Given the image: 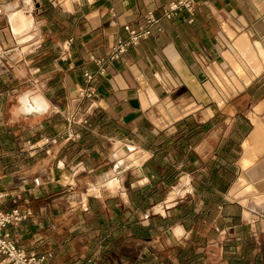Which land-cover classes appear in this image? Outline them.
Returning a JSON list of instances; mask_svg holds the SVG:
<instances>
[{
    "label": "crops",
    "instance_id": "1",
    "mask_svg": "<svg viewBox=\"0 0 264 264\" xmlns=\"http://www.w3.org/2000/svg\"><path fill=\"white\" fill-rule=\"evenodd\" d=\"M171 1L0 0V13L2 9L9 24L10 13L19 11H25L34 24L26 47H8L0 41L2 46L6 44L0 51L11 52L12 59L9 73L0 77V82L10 85L0 91V191L6 194L0 210L13 205L21 210L31 207L32 214L26 220L7 226L5 231L26 251L50 254L45 264H82L93 255L103 264L101 249L112 245L110 239L114 240L118 232H102L90 199L104 209L108 207L106 200L112 198L116 199L114 207L131 212L125 214L130 215L128 222L138 219L144 223L148 215L159 216L162 220L157 223L155 237L171 228L172 240L187 234V241L204 242L205 257H242L241 230L237 236L223 234L232 227H242L244 217L243 196L236 198L239 202L228 198L240 176L242 142L253 129L250 116L241 109L244 104H264V70L254 74L257 60L249 56L256 43L264 49V0H198L192 22L185 13L161 20L162 31L154 28L148 39L107 64L103 75L97 74V65L91 59L106 56L116 40L126 38L125 24H142L150 12L159 16ZM222 21L235 29L230 23L233 21L243 30L235 36L233 47L221 55L220 37H225ZM222 27L234 37L227 23ZM235 53L249 62L246 65L251 74L245 73L249 82L231 105H224L231 112L233 108L227 114L215 102H209L210 94L202 89L207 77L204 66L213 63V68H223L222 64L227 67L226 58L235 70H243L232 61ZM86 71L94 75L89 84L84 77ZM210 73L215 76L214 71ZM87 86L94 90L95 97L80 99L78 90ZM23 87L15 110H8V90ZM25 95L32 101L28 106L32 110L22 114ZM37 98L40 106L34 103ZM182 105L186 106L183 111L188 110L184 114L189 115L172 121L166 113L163 124L154 121L156 110L172 106L177 116ZM65 110L75 112L78 118L86 116L89 127L74 124L69 130ZM68 131L79 137L68 138ZM108 142L111 146L107 149ZM130 144L136 148L134 155L122 149ZM107 154L115 164L98 174ZM131 168L138 170L127 173ZM90 176L95 178L91 180ZM124 176L138 177L126 188ZM106 178L117 181L111 186L101 185ZM141 179L144 183H139ZM179 180H186L188 188L175 201L168 192L177 187ZM119 185L121 192H114ZM77 188L85 190L77 198L74 193L70 195L71 208L78 201L92 220H80L56 232V217L65 206L64 196ZM136 190L158 197L156 203L145 202L152 205L140 210L130 200ZM104 191L113 194L99 198ZM166 196L169 207L163 212ZM186 206L191 208L189 214ZM158 207L160 210L152 213ZM233 216H239L240 221H233ZM177 228H181L178 235ZM247 228L251 230L250 225ZM74 229L80 234H96L79 237ZM102 236L107 238L105 248L99 247ZM119 236L134 237L130 232ZM252 245L251 260L257 256V261L264 263V243L253 241ZM203 264H208L207 259Z\"/></svg>",
    "mask_w": 264,
    "mask_h": 264
},
{
    "label": "rangeland",
    "instance_id": "2",
    "mask_svg": "<svg viewBox=\"0 0 264 264\" xmlns=\"http://www.w3.org/2000/svg\"><path fill=\"white\" fill-rule=\"evenodd\" d=\"M24 9H26V6ZM24 9H23V11H24ZM14 13H16V12H12V13H10V15L14 14ZM0 14H2L0 16V41L2 40V42H6L8 44V47H20V48H21V46L26 47L28 44L20 43V39L15 34V32L12 31V29H11L13 23L9 24V21L6 19L5 15L3 14L2 9H1ZM10 15H9V17H10ZM240 26H241V24H240ZM33 27H34V24L31 21V27L28 30V32L26 33L28 35V38H30L33 34V32H32ZM242 27H245V26L242 25ZM239 35L240 34H238L237 36H239ZM236 37L233 40L234 42L236 40ZM254 38H252V39H254ZM220 41L227 42V39L222 36V37H220ZM234 42H233V44H234ZM15 43H16V46H15ZM0 47L2 48V50H4V47H6V44H4V46H2L0 44ZM231 47H233V46H231ZM0 55L3 57V58H1V63H0V77H4V76H7L6 74L9 73V64H10V61L12 60L10 58L11 52L10 53H3L2 51H0ZM225 60H226L227 67H224V64H222V67L224 69L221 68L220 66L219 67L215 66V68H213V67L210 68L209 72H206V74H208V78H206V80H204V81H207V80L212 81V84L210 86H207V87L205 86L206 89L209 88V93H207V94H210V96L212 98V99H208L209 102H215L214 104L216 105L217 108H220L222 111L226 112L227 114H231L233 112L232 106H231V109H232V112H231L229 109L225 108L224 105H226V104L231 105V103H232L231 101L238 95V93L244 88V86H247L249 81L246 79L247 78L246 74L250 75L251 72H250V68L248 66L249 62L246 60V62L248 64V65H246V62L243 61L242 58L236 53L234 54V59L232 61H236L238 64H240L243 67V70L239 69L238 67H237L238 69L235 70L233 67V63L231 61H228L226 58H225ZM211 71H214L215 76L211 75V73H210ZM262 71H260V73ZM239 72H240V75H239ZM241 80H243L244 83L241 82ZM6 84H7L6 82L5 83L0 82V91H3V90L10 87V85H6ZM24 90H25L24 87L19 88V89H14V90H8V93H9V96H7V98H8V100H7L8 101V110H11V109L15 110V108L17 106V102H18L17 95L19 93H21V91H24ZM262 99H264V95H263ZM22 100H23V98H22ZM23 102L25 103V106L28 103L26 101H23ZM256 103L253 104V106H250V105L247 106L244 104L241 111L247 117L250 116V119L253 118L257 123L261 124L262 127L264 128V109H263L264 104H262V103L258 104V106L259 105H261V106H259L260 109L258 111H256L255 109L258 107L256 105ZM181 107H182V109H179L178 113L188 112L187 108H185V110L183 111V108L186 106L182 105ZM260 112H261V114H260V116H258V114ZM153 119H154V117H153ZM253 130H254V124H253L252 131ZM106 146H107L106 148L108 149L111 146V144L108 142ZM107 153H108V151H107ZM131 154L134 155L135 153L132 152ZM240 154H241V151H240ZM120 155H122V152H120ZM257 161L259 162V160H257ZM113 163L114 162L111 160L110 154L109 155L107 154L105 156L104 161L101 163L99 169L97 170L98 174L101 173L104 169H106V167L112 165ZM258 165L260 168L259 163H258ZM119 169H121V168H119ZM136 170H138V169L131 168L128 170L129 172H127V173H130V171H136ZM239 173L241 175V173H242L241 169H240ZM134 177L136 178L138 176H124L123 182L125 181L124 185L126 188H127V184L129 182L132 184L136 183L135 180H133ZM240 177H238V179ZM89 178L91 180H93L95 178V176H90ZM242 179H244L243 185H245V188H249V190L244 189V192L237 195L236 197L233 196L232 194H231V196L228 195V198L231 201H234V202L238 201L239 202L240 200H238L236 198L243 196V198L241 200L242 201L241 204H243L242 207L244 208V217H241L242 226L247 227V225H250V228L252 230V234H251L252 240L254 242H258L261 245V243H264V190L257 188V186L255 185V183L257 181H254L252 177H249V176L243 174ZM106 180H113V179L112 178H106ZM262 180H264V179H262ZM116 181L117 180H115L114 183H116ZM140 182L144 183L143 179H141V181H139V183ZM121 187L122 186L119 185V187H117L114 190V192H119V191L121 192ZM187 188H188V185L186 184V180L179 181L176 188H174V189L172 188L169 190V192L172 191L170 193L169 197L172 195V197H171L172 200H174L176 198L175 201H178V200H180V196L185 194ZM84 190H85L84 188H81L80 190L77 188L76 190H71V192H67L65 194L64 201L62 203L65 206L63 208H61L62 211L56 217V221L58 222V227H57L56 232H62L67 227H70L71 225L79 223L80 220H88V221L92 220L93 216L90 213H85V210L82 209V207H80L81 205L78 203V201L76 203H73V206L71 208L72 198L70 197V195H73L72 193H74V195L76 194V198H77V194H79L80 191H84ZM168 193H167V196H168ZM111 194H113L112 191H109V192L104 191L103 194L99 198H105V197L111 196ZM90 195L96 196L93 194H90ZM167 196H166V200H167ZM166 207H167V204H166V206H162L161 209L163 210V212H164ZM157 210H160V207H158L156 210L154 209L153 211H157ZM93 230L96 231L95 227L93 228ZM164 230L165 231L162 230V232H161V234H159V236L155 237V235H154L155 238H151V240H144V239H139V238L137 239L136 237H125V236L120 237L119 236L120 234H117L114 237L115 238L114 240L110 239V242L112 243V245L109 244V246H107V249H101L102 251L100 253L101 254L100 257H101L102 263L103 264H172L174 259H172L173 260L172 261L171 258H172V255L175 254L174 250H173V252L171 251L172 248H176L178 246L177 243L179 241H182V242L187 241V238L189 236H187V234L186 235L183 234V235L177 237L178 240H172V238L169 237L171 228H165ZM240 230L243 233L245 232L243 230V227H240L239 225L237 227H232L231 229H228V231H227L228 234H223V236L224 235H225V237L237 236V234L239 233ZM74 232L76 233V235H79V237L80 236L90 237L91 234H96L95 232L94 233L88 232V233L80 234L79 230H76V229H74ZM175 232L177 235L180 234L181 228H177ZM126 233H128V232L123 231V234L126 235ZM156 235H158V234H156ZM102 238H103V236H102ZM102 238H100L101 241H100L99 247L105 248V243L107 242V238H103V239ZM93 249L95 250V248H93ZM83 250L85 251V253L87 252L86 249H83ZM103 250H106V252L105 251L103 252ZM240 250H241V247H240ZM205 259H207L208 264H232V262H233V264H239V262L241 263V260L243 261V264H253L254 263L251 260V258L245 259V260L243 258H241L240 261L238 262V260L233 261V260H231L229 258H225V257L217 258V256H215V258L212 257V259H210V256L206 255Z\"/></svg>",
    "mask_w": 264,
    "mask_h": 264
},
{
    "label": "built area",
    "instance_id": "3",
    "mask_svg": "<svg viewBox=\"0 0 264 264\" xmlns=\"http://www.w3.org/2000/svg\"><path fill=\"white\" fill-rule=\"evenodd\" d=\"M198 7V0H173L162 11L159 16L149 13L145 22L138 25L125 24L123 26L126 32L125 39H118L111 46L109 53L101 58L91 59L97 65V74L103 75L105 73V66L113 61L119 60L124 56L128 49L136 46L142 40L148 39L153 29L157 32L162 31L161 20H170L180 13H185L188 17V22H192L195 12ZM86 82L89 84L94 75L90 72H84ZM80 99H91L95 97L94 90L87 86L78 90ZM89 104L88 109L91 108ZM87 109V110H88ZM64 117L67 123V128L70 130L74 124H79L84 127H89L86 116L78 118L75 112L70 110L64 111ZM67 137L73 139L78 138V133L67 132ZM6 197L3 191H0V201ZM15 204V201H13ZM32 214L31 207H26L23 210L13 205L7 210H0V264H45V260L50 254L39 255L35 251H26L24 248L19 247L10 238L9 234L5 231L9 225H18L20 222L26 220ZM144 217H147L146 215ZM82 264H101L98 256L88 257Z\"/></svg>",
    "mask_w": 264,
    "mask_h": 264
},
{
    "label": "bare ground",
    "instance_id": "4",
    "mask_svg": "<svg viewBox=\"0 0 264 264\" xmlns=\"http://www.w3.org/2000/svg\"><path fill=\"white\" fill-rule=\"evenodd\" d=\"M26 9H27V7H26ZM9 18H10V22L13 23L12 31H14L15 34L18 36V38L20 39V43L27 42L29 38H28V35L26 33L28 32V30L31 27L30 16H27L24 14V12L19 11V12H16L14 14H11ZM223 23H227L231 27L229 22H226V21L221 22L222 32H223L225 38L227 39V42L221 41V48H222L221 49V55L227 49H229L231 46H233V42H234L233 40H234L235 36L240 34L243 30V28L236 25L233 21H230V23L235 26V29L231 27V29L234 32V37H230L224 32L223 27H222ZM251 46H252V44H251ZM249 53H250V55H249L250 58L257 60V63H256L257 65L255 64V68H254L253 73L259 74L260 71L264 70V49L262 48V46L259 43H256V46H254V47L252 46V49L249 51ZM212 66H213V63H212V65L208 64V65L204 66L205 72H209V70ZM239 74H240V72H239ZM206 78H208V74H207ZM207 81H209V80H207ZM205 82L206 81L202 82V89L204 90L205 93H209V88L206 89V87L210 86L211 84H207ZM38 100H39V98H37V100L34 99V103H37V105L40 106L38 103ZM23 101H26L28 103L26 106H24L21 109V113L22 114L29 113L32 109H30V107H28V106H31L32 101L30 100V98L27 95L23 97ZM173 107H174V105H173ZM173 107L169 106L167 108V107L163 106V108L156 110L153 114L154 121L158 124H163V122H164L163 116L166 113L169 114V117L173 118L172 121L183 118V117L190 114V113L184 114V112H183L179 115L177 114V116H176L175 114H173V111H172ZM259 109L260 108L257 107L255 110L258 111ZM251 121L254 124V130L248 135V137L246 139H244V141L242 142V145H241L242 154H241V157L239 160V166H240V169L242 170V173L240 175L241 177L239 176L240 178L238 179V182L233 186V188L231 190V194L235 197L237 195L241 194L242 192H244V189L249 190V188H245V185H243V182H244V179H242L243 174L247 175L249 177H252L254 181H257L255 183L257 188L264 190V180H262V179H264V128L262 127L261 124L257 123L253 118L251 119ZM122 149L127 154H130L136 150V148L133 145L123 146ZM257 160H259V162ZM258 163L260 164V168H259ZM114 181H115L114 179L113 180H106L105 179L101 183V185L111 186L114 184ZM140 183H142V182H140ZM171 192L172 191H170L169 194ZM171 197H172V195H171ZM165 202L167 204V200ZM167 206H169V205L167 204ZM161 208H162V206H161ZM152 212L155 213L157 211H152Z\"/></svg>",
    "mask_w": 264,
    "mask_h": 264
},
{
    "label": "trees",
    "instance_id": "5",
    "mask_svg": "<svg viewBox=\"0 0 264 264\" xmlns=\"http://www.w3.org/2000/svg\"><path fill=\"white\" fill-rule=\"evenodd\" d=\"M151 198V200H149ZM158 197H152L150 194H147L144 192H140V190L134 191L132 194H130V200L131 202L139 207L140 210H145L148 207H150L152 204H155ZM152 202V204H146L145 202ZM116 202V199H108L106 200V204L108 207L102 209L100 207H97V204L94 202L93 199H90V205L94 213L95 221L98 223V227H102V232L104 234H108V232H115L118 234L123 233V231L130 232L132 236L144 239V240H151V238L154 237L155 234V228L158 226V222H160L162 219L157 215H148L146 222H141L138 219H134L132 221H129V216H125V214L131 213L129 210H123L121 206L114 207V203ZM112 205H111V204ZM177 209V207H176ZM186 211L189 214L191 211V208L186 206ZM177 216H179V213H176ZM211 216V213L208 214V217ZM173 217V216H172ZM180 217V216H179ZM169 216H167L164 220H167ZM198 218V214L195 215V219ZM233 221H240L239 216L232 217ZM244 233H240V238L243 241L244 244V252L242 254V257L245 259H250L252 250L254 249V246L252 245V232L249 228L242 226ZM126 229V230H125ZM193 236V235H192ZM176 248H172V252L174 250V253L172 255V259L174 261L172 264H203V260L205 258V252H204V245L205 243L198 240H192L184 241V242H178ZM170 251V252H171ZM241 258H235L231 256L229 259L233 261H240ZM253 264H264L261 262V260L257 261V256L255 257ZM233 264V262H232ZM243 264V261L241 260V263Z\"/></svg>",
    "mask_w": 264,
    "mask_h": 264
}]
</instances>
